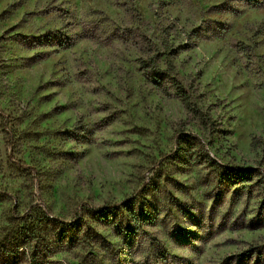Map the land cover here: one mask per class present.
<instances>
[{
  "label": "rangeland",
  "instance_id": "obj_1",
  "mask_svg": "<svg viewBox=\"0 0 264 264\" xmlns=\"http://www.w3.org/2000/svg\"><path fill=\"white\" fill-rule=\"evenodd\" d=\"M166 46L210 125L146 78ZM0 111V229L27 199L75 222L50 260L264 264V0H0Z\"/></svg>",
  "mask_w": 264,
  "mask_h": 264
},
{
  "label": "trees",
  "instance_id": "obj_2",
  "mask_svg": "<svg viewBox=\"0 0 264 264\" xmlns=\"http://www.w3.org/2000/svg\"><path fill=\"white\" fill-rule=\"evenodd\" d=\"M244 1L251 6L257 5L259 2V0ZM83 34L85 36L94 35L90 28H83ZM20 40L27 46L57 45L61 48L68 47L73 42L71 39L64 37V32L60 29L45 30L35 36L20 37ZM164 48L163 66L156 59L159 55H150L148 58L143 59L142 67L146 78L159 87L165 86V83L172 85L185 105L193 108L198 114L201 122L207 126L210 125L211 119L208 113L201 110L193 100L192 90L186 87L177 76L170 58L173 48L171 46ZM212 161L213 164L222 167L226 172L231 169L216 163L214 160ZM120 205L125 208L122 209L126 211L127 215L117 220V233L120 234V230L124 234V229H126L125 237L128 244L130 242V238L127 237L130 234L128 222L130 220H134L136 223H139L140 220L147 222L151 215L146 210H135L133 207H129V203ZM110 215L112 216L111 210L107 213L108 218H111ZM5 221L6 224L0 229V264H17L20 262L25 264H55L56 262L49 259L51 252L55 251V247L51 246V239L57 237L61 241L67 239L68 242H73L74 239L70 235V228L75 225V222L65 221L55 215H49L43 205L31 199H27L21 208H19L18 203L9 208L5 215ZM254 253L256 251L248 257H251ZM161 259L169 263L171 257L167 255V252H162ZM258 261L256 260L255 264H259Z\"/></svg>",
  "mask_w": 264,
  "mask_h": 264
}]
</instances>
